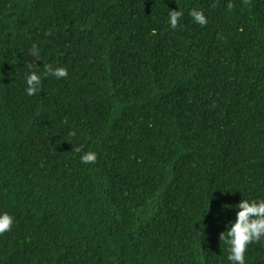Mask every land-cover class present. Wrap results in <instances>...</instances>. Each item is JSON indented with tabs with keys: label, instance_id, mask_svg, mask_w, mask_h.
<instances>
[{
	"label": "trees",
	"instance_id": "obj_1",
	"mask_svg": "<svg viewBox=\"0 0 264 264\" xmlns=\"http://www.w3.org/2000/svg\"><path fill=\"white\" fill-rule=\"evenodd\" d=\"M243 197L264 198V0H0V264H229Z\"/></svg>",
	"mask_w": 264,
	"mask_h": 264
},
{
	"label": "clouds",
	"instance_id": "obj_2",
	"mask_svg": "<svg viewBox=\"0 0 264 264\" xmlns=\"http://www.w3.org/2000/svg\"><path fill=\"white\" fill-rule=\"evenodd\" d=\"M231 7V5H229ZM183 15L181 10H168L167 23L175 29L179 18ZM189 15L198 25H205L207 19L203 12L198 9L189 11ZM31 55L38 57L37 46L33 44ZM29 71L25 74V89L27 95H33L41 83L40 76L36 71L31 70L32 65H28ZM45 74H50L56 78L67 75L64 67L45 66ZM80 151L79 148L75 149ZM96 153L92 151L83 152L80 156L81 163L87 164L94 162ZM235 219L226 223V230L220 233V240L227 245V260L229 264H245V252L252 242L264 239V198L246 199L242 198L236 205ZM14 216L6 211H0V234L9 231L14 224Z\"/></svg>",
	"mask_w": 264,
	"mask_h": 264
}]
</instances>
